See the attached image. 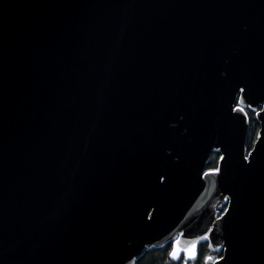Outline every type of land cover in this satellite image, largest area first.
<instances>
[{
  "label": "water",
  "instance_id": "1",
  "mask_svg": "<svg viewBox=\"0 0 264 264\" xmlns=\"http://www.w3.org/2000/svg\"><path fill=\"white\" fill-rule=\"evenodd\" d=\"M179 233L264 264V0H0V264H134Z\"/></svg>",
  "mask_w": 264,
  "mask_h": 264
},
{
  "label": "snow or ice",
  "instance_id": "2",
  "mask_svg": "<svg viewBox=\"0 0 264 264\" xmlns=\"http://www.w3.org/2000/svg\"><path fill=\"white\" fill-rule=\"evenodd\" d=\"M238 91L241 94H243L245 92V89L243 87H241L238 89ZM242 99H243V96H240L237 98V102H236L235 106L232 108V111L244 113L245 119H248L247 113H245L244 108H242L240 106V101ZM247 107L252 108L253 106L251 104H248ZM258 136H259V134H258ZM251 157H252L251 152H249V154L243 156V162L248 166H251V164L253 162V159H250ZM224 159H225V157L223 155H221L220 160L222 161ZM220 172H221L220 167L208 169L202 173L201 179H205L209 176L215 177ZM160 180L163 181L164 177L161 176ZM223 199H224V201H230V197L228 195H225L223 197ZM228 212H229V208L225 207L223 212H221L220 215L216 217V219H220L221 216H224ZM209 231H211V229ZM183 236H184L183 233H179L175 237V239L171 242V247L167 252V256L171 261H179L180 264H188V262L190 260L194 261L198 258L197 246L200 243V240L207 241L209 237H208L207 233H205L202 237H197V238L191 239L190 241H185ZM208 247L213 248V245L209 244ZM215 247L219 248L220 245L217 244V245H215ZM181 257H183V259H181ZM225 259H226L225 256H220V255H216V256L204 255L202 258V264H220V261H223Z\"/></svg>",
  "mask_w": 264,
  "mask_h": 264
},
{
  "label": "trees",
  "instance_id": "3",
  "mask_svg": "<svg viewBox=\"0 0 264 264\" xmlns=\"http://www.w3.org/2000/svg\"><path fill=\"white\" fill-rule=\"evenodd\" d=\"M245 113H247V117L249 120V130L246 140V147L247 149H252L253 144L256 140V137L259 132V124L255 118L254 113L250 109H245ZM220 154L218 152H212L209 158V161L207 163V170L216 168L219 163ZM171 247V243L166 244L162 248H152L148 250L139 260H137L134 264H180L179 261L173 262L171 261L168 256L167 252ZM198 258L195 262L191 264H202V258L204 255H220L222 256V253L220 252H210L208 250V246L206 243L201 244L198 247ZM183 259V257H181Z\"/></svg>",
  "mask_w": 264,
  "mask_h": 264
}]
</instances>
